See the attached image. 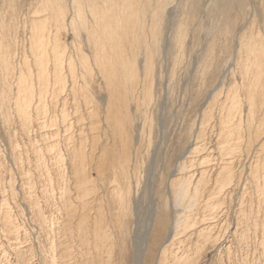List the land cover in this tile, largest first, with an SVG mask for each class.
I'll return each instance as SVG.
<instances>
[{
    "label": "rangeland",
    "instance_id": "rangeland-1",
    "mask_svg": "<svg viewBox=\"0 0 264 264\" xmlns=\"http://www.w3.org/2000/svg\"><path fill=\"white\" fill-rule=\"evenodd\" d=\"M42 1L0 0V264H137L150 207L141 264H264V63L238 51L237 6L194 25L189 1L181 49L169 34L148 62L147 38L119 56L50 27L44 72Z\"/></svg>",
    "mask_w": 264,
    "mask_h": 264
},
{
    "label": "bare ground",
    "instance_id": "bare-ground-1",
    "mask_svg": "<svg viewBox=\"0 0 264 264\" xmlns=\"http://www.w3.org/2000/svg\"><path fill=\"white\" fill-rule=\"evenodd\" d=\"M53 1H55L56 3V4L54 3L52 4L53 7L54 5H56L55 15L51 14L50 2L48 0L46 1L43 0L41 5L42 8H38L34 11V14L36 15L35 17H37L36 19L40 20L37 23H35L34 19L31 18L32 15L30 16L31 7L28 6L25 9L26 10L25 15L26 17H28L26 21H30V25L28 26V32L36 38L35 39L36 41L32 42L36 48L35 50L37 54L39 55V59H37L36 62L38 63V66L42 71H44L46 68V61L42 57L44 56V53H42L41 51L43 47H45L46 45V42H44L45 35L47 34L46 32L50 31V33H52L54 30H56V33L58 34H61V31L64 30L73 33L75 35L74 37H80V35L86 36L89 42L91 41L92 43L93 41L96 49L97 48L100 49L104 46V44L101 46L99 45L98 43L99 38H105L108 40V42L111 41L113 38H115L117 40V43H113V46L116 45L117 49L119 50L121 49V51L119 52V56L120 55L122 56L123 54V49H122L123 45H121V40H122L121 37L131 38L133 40L132 47L136 46L134 42L136 36L140 39L142 37L147 38L146 39L147 42L145 41L143 45L146 52L147 62L150 61L149 49L154 48L157 51L162 50L164 43L161 44L162 41L161 39L163 37L169 36V34L172 36L174 40V45L176 46V48L178 47L177 49L179 50L182 47L179 44L180 42L179 40H181L186 35L187 32L186 21L188 18L187 16L189 14L187 15L184 9L186 4H188L190 1V4L193 7V9L197 7L195 9V12H198L197 18H195L194 25L197 24L196 23L197 21L202 23L204 19V14L208 11L214 12L213 10L215 8L219 9L222 7L224 8L226 7L227 10H229V7L233 5H235V7L237 6L236 9L239 15L238 16L239 21L237 20L238 26L235 31L237 35H240L241 37L240 39L241 41H239L238 44V51H245L249 55L257 54V53L260 54L261 60L255 63L258 65L257 79L260 76L262 77L261 74L262 64H260L259 62L264 63V0H53ZM200 7L201 10H199ZM229 12H227L228 15ZM14 14L16 15V12ZM20 14H23V11ZM218 15L221 16L220 14ZM29 16L31 19H29ZM49 19L54 20L55 27H53V25L52 26L48 25L49 23L48 21H51ZM167 21L168 24L167 26H165ZM244 21L245 24L241 25V23H243ZM254 23L255 24L258 23L257 26L258 30L256 32H251L255 26L253 25ZM50 27L55 29L53 30ZM212 28L214 29V32H216L215 27ZM50 33L49 35H51ZM51 43L52 42H50V44L48 45L50 46ZM139 45L141 46V44ZM165 47L166 46H164V48ZM94 58H96L97 63L103 65V61L100 60V58L98 59V56ZM57 60L59 63L60 62L62 63L63 56L59 55ZM122 63L125 65V62ZM69 64H71V61L69 62ZM29 103L27 102V104ZM150 208L151 210L146 228L144 229V232L141 234L140 240L139 241L135 240L136 242L135 259L137 264H141V258L149 248V236L152 231L153 223L156 216L154 207H150Z\"/></svg>",
    "mask_w": 264,
    "mask_h": 264
}]
</instances>
